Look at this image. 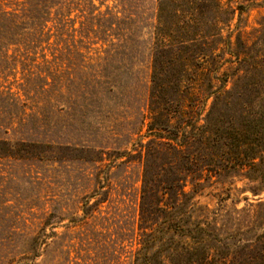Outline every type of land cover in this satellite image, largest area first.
Here are the masks:
<instances>
[{
	"label": "rangeland",
	"instance_id": "374dc122",
	"mask_svg": "<svg viewBox=\"0 0 264 264\" xmlns=\"http://www.w3.org/2000/svg\"><path fill=\"white\" fill-rule=\"evenodd\" d=\"M263 1L223 0L245 12L238 20L237 11L218 39L230 36L234 45L240 32L252 48L242 51L248 63L262 71L264 46L255 43L263 35ZM157 4L0 0V238L12 227L64 247L53 246L38 263L136 264L147 224L141 206L150 138L144 134L157 108L167 112L158 86H166L164 100L177 98L165 75L158 83L151 78ZM221 43L188 65L181 82L185 123L190 130L203 125L208 136L202 146L192 143L195 159L202 157L194 174H183L185 190L193 191L192 221L211 230L208 246L218 256L210 264H264V183L247 177L248 166L231 163L242 144L235 139L254 140L241 133L249 134L245 119L264 102V71L241 78L246 63L230 55L235 46ZM218 61L219 73L212 72ZM215 90L223 93L218 100L209 97ZM258 144L251 148L264 150V140ZM156 147L165 154L149 162L152 193L159 195L149 206L164 208L166 187L184 167L170 146ZM207 160L211 171H202ZM254 162L264 175V162ZM197 242L167 237L154 249L163 251L156 264L171 257L173 264H192Z\"/></svg>",
	"mask_w": 264,
	"mask_h": 264
},
{
	"label": "trees",
	"instance_id": "16d2710c",
	"mask_svg": "<svg viewBox=\"0 0 264 264\" xmlns=\"http://www.w3.org/2000/svg\"><path fill=\"white\" fill-rule=\"evenodd\" d=\"M39 1L47 2L48 0ZM261 7H264V1ZM237 11L238 20H240L245 12L244 8L242 6L237 8L225 7L223 0H158L154 25V43L151 50V78L153 82L158 83V80H162L161 76L165 75L166 80L174 84L172 88L175 94L177 93V98L173 102L164 100L162 94L165 92L166 86L164 84L158 86L155 94H159L161 103L168 107L164 108L167 112L166 114L165 112L162 113L157 108V111L153 112L151 122L147 125V133L144 134V137L150 138L145 152L146 167L141 206V213L147 219V224L140 228L142 230L141 249L138 252L136 264H156L163 252L160 250L154 251L157 244L162 243L167 237L173 239L175 235L198 240L197 244L200 247L195 250V253H192V262L188 260L192 264H210L215 260L214 257L218 256L211 254V248L208 246V239L212 236L209 226L207 225L208 227H206L203 222L192 221L191 219L192 209L194 208L190 204L193 191L186 192L187 178L183 174H194L197 171L195 169L198 164L194 163L198 161V158L201 159L202 156H197V159H195L196 155L191 151L192 143L198 141L202 146L208 136H205L206 130L203 125L190 130V124L185 123V119L188 118L187 107L189 105L185 106L184 102L180 100V94L182 91L181 82L188 72V65L195 64L200 59L207 57L204 56L207 50L218 48L221 43L218 42V39L222 40V31L224 30L222 26L230 23ZM27 12L28 10H23V15L21 14L20 16L24 17ZM225 15L227 16L226 20H222ZM261 25L263 35L256 41L255 45L261 43L264 46V18ZM222 43L229 49L235 46L233 48L234 52H231L230 55L236 58V61L246 63L245 68L242 70L241 78L247 79L251 74L256 73L257 69L260 73L264 71L260 70L259 66L248 63L249 55L242 51L248 52L252 48L246 47L240 32L234 45H232L230 36L228 39H223ZM232 62L231 58L224 60L222 63ZM216 63V67L212 72L219 73L218 69H220V66L217 67V65L220 63L219 61ZM171 75L172 78L170 77ZM214 79L216 80L217 78L214 77ZM227 83L228 81L223 82L224 87ZM211 93L209 97L214 95L215 100L221 98L223 94H220L218 90ZM225 101L226 105L230 104L227 100ZM174 104H176L177 110L175 108V110L171 109ZM249 105L251 106V104ZM254 112L256 116L254 114V116H248L245 119V121L248 120L247 124L250 123L249 134L244 136L243 132L241 133L243 138L248 137L250 139L252 135L254 140L250 143L242 138L235 139L236 142L240 141L242 144L236 147V156L231 163L238 167L248 166L250 169L247 177L251 180L259 179L261 183H264V175L257 173V164L254 162L256 159L264 162V150L257 151L255 148H251L252 145L259 146L258 142L264 140V102L254 108ZM191 120L192 118H190L188 123H191ZM157 145L159 147L162 145L170 146L175 151L176 156L181 158L184 167L181 173L177 174L176 180L166 187L171 193L168 194L170 199L165 201L168 204L164 208L160 204L158 206H149V203H151L150 197H154L153 201L156 203L159 199L158 194L152 193V185L155 186V184L152 183L154 180L150 176L149 162L154 159L155 154H165L162 151H153L158 149ZM204 149L205 147H202L203 153L205 152ZM203 162L206 164L202 167V171H211L210 168H205L206 166L209 167L208 160ZM220 163H223V161L215 164L220 165ZM215 164H211V166L215 167ZM254 193L258 194V191H254ZM2 234L3 237L0 238V264H44V261L38 263L37 259L39 257H45L46 259L47 251H50L53 246L59 252H64L63 246H58L57 244L59 243H48L47 240L42 238L40 233L30 234L20 229L8 227L3 230ZM220 250L221 247L219 248ZM168 259L170 260L169 264H173L172 257ZM259 260L264 263V256ZM164 261L160 262V264H166V261Z\"/></svg>",
	"mask_w": 264,
	"mask_h": 264
}]
</instances>
